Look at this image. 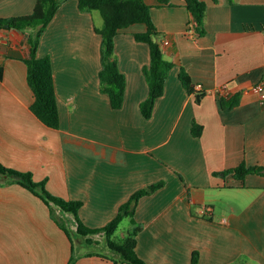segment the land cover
I'll use <instances>...</instances> for the list:
<instances>
[{
	"label": "crops",
	"instance_id": "1",
	"mask_svg": "<svg viewBox=\"0 0 264 264\" xmlns=\"http://www.w3.org/2000/svg\"><path fill=\"white\" fill-rule=\"evenodd\" d=\"M146 1L164 32V55L176 64L151 118L141 110L150 90L143 71L150 45L135 37L145 23L116 36L127 80L116 109L101 89L96 25L103 16L82 11L79 0L63 3L38 49L53 61L59 128L32 110L26 32L0 30V161L32 171L54 194L82 200L79 213L91 227L105 226L137 190L165 180L137 205L143 259L191 264L199 251V264H264V173H225L242 162L264 165V0H205L204 35L185 0ZM36 2L0 0V18L30 14ZM182 68L206 92L201 102L180 80ZM236 94L239 105L223 109L221 95ZM49 214L48 204L20 183L0 185V264L69 263L72 240ZM130 223L123 220L122 236ZM76 264L116 263L91 255Z\"/></svg>",
	"mask_w": 264,
	"mask_h": 264
},
{
	"label": "trees",
	"instance_id": "2",
	"mask_svg": "<svg viewBox=\"0 0 264 264\" xmlns=\"http://www.w3.org/2000/svg\"><path fill=\"white\" fill-rule=\"evenodd\" d=\"M65 1L67 0H37L30 14L0 18V30L16 28L27 34L29 49L25 62L28 65V81L35 94L31 107L33 112L52 128L61 126L53 61L50 55L40 56L38 49L44 31ZM160 2L172 4L171 0H160ZM207 5L205 0H185V6L196 22L200 35L206 33ZM79 7L82 11H99L103 16V24L96 25V31L102 35L101 89L109 94L112 106L116 109L124 104L127 83L126 75L119 68L116 57V36L122 29L132 24L145 23L147 25V30L135 33V37L138 41L147 42L150 45V62L143 68L150 90L148 97L141 103V110L146 118H151L157 100L165 93L170 70L176 65L164 55L162 44L164 32L154 21L152 5L146 0H79ZM180 80L189 93H195L196 101L201 102L206 92L196 87L185 68H182L180 72ZM220 99L223 109H231L240 103L239 94L233 97L221 95ZM197 127L198 124L194 123L193 133L195 135L200 134ZM228 172H233L238 178L243 179L248 173H264V165L248 166L242 162L225 173ZM14 182L20 183L41 197L52 210L57 209L75 217L78 249L66 225L59 221L60 226L72 240V251L68 264H76L80 257L91 255L110 259L116 264H152L143 259L137 251L138 234L143 230L144 225L137 221L136 209L139 200L163 187L166 184L165 180L137 190L120 206L117 215L103 227H91L84 222L79 213L83 205L82 200L68 199L54 194L47 188L46 180L36 181L34 179L32 171L18 170L0 161V185ZM126 218L130 219L131 225L118 240L115 235ZM103 240L108 247L107 252L100 250ZM83 247L87 250L80 251ZM199 263L200 252L195 251L191 264Z\"/></svg>",
	"mask_w": 264,
	"mask_h": 264
},
{
	"label": "rangeland",
	"instance_id": "3",
	"mask_svg": "<svg viewBox=\"0 0 264 264\" xmlns=\"http://www.w3.org/2000/svg\"><path fill=\"white\" fill-rule=\"evenodd\" d=\"M48 207H49V211H50V214H49L50 215V218H52V220L55 221L59 226H60L59 221H61L62 223H64L66 225L67 229L70 231L71 236L74 238V242L76 244V248L78 249L79 245H78V242H77L78 241V237H77V232H76L77 221H76L75 217L72 214L62 213L60 210H57V209H53L52 210L50 206H48ZM197 211L198 210H196V213H197ZM206 213H208V212H206ZM127 224H129L128 221H126L121 226V228L123 229V227L127 226ZM121 228L117 232V234L115 235V238L118 239V240L120 239V236H122V231H121L122 229ZM81 250H87V249L85 247H83V248H80V251ZM100 250H103V252H107L108 251V247H107V245L105 243V240H103L101 242V244H100Z\"/></svg>",
	"mask_w": 264,
	"mask_h": 264
},
{
	"label": "built area",
	"instance_id": "4",
	"mask_svg": "<svg viewBox=\"0 0 264 264\" xmlns=\"http://www.w3.org/2000/svg\"><path fill=\"white\" fill-rule=\"evenodd\" d=\"M165 44H169V40H165L164 41ZM264 84H260V87H263ZM198 88H201V86L199 85ZM264 95V94H263Z\"/></svg>",
	"mask_w": 264,
	"mask_h": 264
}]
</instances>
